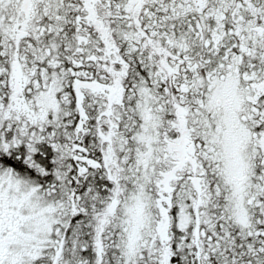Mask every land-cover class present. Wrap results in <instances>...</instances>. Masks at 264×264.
I'll return each instance as SVG.
<instances>
[{"label":"snow or ice","instance_id":"obj_1","mask_svg":"<svg viewBox=\"0 0 264 264\" xmlns=\"http://www.w3.org/2000/svg\"><path fill=\"white\" fill-rule=\"evenodd\" d=\"M0 264H264V0H0Z\"/></svg>","mask_w":264,"mask_h":264}]
</instances>
